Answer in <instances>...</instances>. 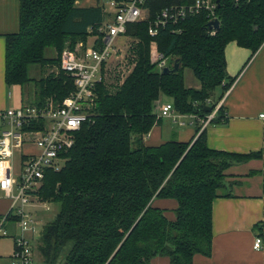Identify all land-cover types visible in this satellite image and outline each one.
I'll return each mask as SVG.
<instances>
[{"label": "trees", "instance_id": "trees-1", "mask_svg": "<svg viewBox=\"0 0 264 264\" xmlns=\"http://www.w3.org/2000/svg\"><path fill=\"white\" fill-rule=\"evenodd\" d=\"M77 1L20 0L19 29L6 36L5 82L23 88L33 83L30 105L61 102L74 89L59 57L45 53L51 48L59 55L66 45L73 48L98 33L102 9ZM195 1L146 0L148 18L127 25V36L136 39L134 67L122 81L97 85L91 122L77 133L64 166L45 173L39 194L59 210L40 233L42 264H150L157 256L192 264L196 254L211 255L212 206L225 171L262 152L211 149L200 127L189 142L148 145L144 138L160 120L156 105L162 95L180 114L205 117L215 109L235 81L227 74V44L235 41L255 54L264 43V0H211L217 29L206 10L168 22L155 37L157 48L168 67L176 61L180 66L163 74L151 61L149 22L164 8ZM33 66L58 70L36 78ZM185 68L199 88L186 86ZM218 90L217 102L208 104ZM217 114L213 121L227 120L221 107ZM155 200L176 205L162 208ZM256 230L264 242V225Z\"/></svg>", "mask_w": 264, "mask_h": 264}, {"label": "built area", "instance_id": "built-area-1", "mask_svg": "<svg viewBox=\"0 0 264 264\" xmlns=\"http://www.w3.org/2000/svg\"><path fill=\"white\" fill-rule=\"evenodd\" d=\"M145 2L109 0L110 17L98 28L97 34L91 35L92 40L79 42L74 49H64L60 68L72 79L74 89L61 102L49 99L42 107L23 104L0 112V120L6 124L0 134V192L10 200L9 210L0 216V241L13 240L9 264H35L32 241L39 222L29 208L35 206L34 202L49 208L48 201L43 202L39 194L45 173L64 166L77 133L91 122L97 85L107 82L108 64L122 50L118 40L127 36V25L148 18ZM215 6L211 0L171 6L149 22L151 61L159 71L168 62L157 48L155 37L159 30L168 22H177L201 10H206L212 21L216 18ZM158 110V117L175 118L172 103L162 104ZM217 110L216 106L206 115L205 124L216 117ZM260 118L264 120V113ZM24 147L30 151L24 152ZM17 153L19 160L15 162ZM254 248H264L260 236L255 238Z\"/></svg>", "mask_w": 264, "mask_h": 264}, {"label": "crops", "instance_id": "crops-1", "mask_svg": "<svg viewBox=\"0 0 264 264\" xmlns=\"http://www.w3.org/2000/svg\"><path fill=\"white\" fill-rule=\"evenodd\" d=\"M88 2L79 0L77 5L100 7L103 23L106 22L110 17L109 4L106 6L101 0ZM19 16L20 0H0V112L27 104L24 88L9 86L5 82L6 36L18 31ZM89 39L92 40L91 35ZM225 59L227 74L235 81L217 103V108H222L227 120L215 122L212 119L205 124L206 116L176 111L175 118L160 117L144 141L148 145L167 141L189 142L197 137V128L200 127V132L206 131L207 145L211 149L239 154L262 152L261 158L233 164L225 171L224 186L219 189V196L212 206V253L210 256L196 254L192 264H264V248H254L255 238L259 236L256 226L264 225V120L260 118L264 113V43L252 54L251 50L235 41L229 42L225 48ZM187 87L199 88L200 84L192 81ZM216 93L220 95V90ZM167 103H172V99L162 95L156 105L157 113L160 105ZM5 128L6 124L0 120V134ZM155 204L170 209L176 205L172 200H155ZM9 206L10 203L0 216L9 210ZM9 239L10 251L3 255L0 253L8 263L13 251V240ZM3 240L0 241V252H3ZM150 264L171 263L167 257L157 256Z\"/></svg>", "mask_w": 264, "mask_h": 264}, {"label": "rangeland", "instance_id": "rangeland-1", "mask_svg": "<svg viewBox=\"0 0 264 264\" xmlns=\"http://www.w3.org/2000/svg\"><path fill=\"white\" fill-rule=\"evenodd\" d=\"M96 0H89V4L91 3H95ZM102 3H104L107 6V3L109 2V0H101ZM136 40V39H135ZM134 40V38H132L131 36H126L124 38H121L118 40V47L122 50L119 51V54L114 57L108 64V79H107V83H109V81L112 82H117L119 78L120 81H122L123 78H125L126 75H128L130 73V71L132 70V68L134 67L135 64V60H136V54H135V44L136 41ZM89 42L91 41V39L88 40ZM79 43V42H78ZM75 44V46L71 49L76 48L77 44ZM66 48H70L68 45H66L64 47V49ZM64 49L61 51V53L58 55L57 52H55V50L49 48L46 50L45 55L47 57H59L62 54V52L64 51ZM57 68L56 66L52 69L48 66L46 67H31L30 70V74L32 76L35 75L36 78H40V77H44L47 76V74H50L51 72L55 71L57 72ZM184 77H185V82L186 85H191V82H197V79L195 78V76L193 75L192 71L189 68H185L184 69ZM25 91V102L27 104L33 102L34 98H35V86L33 83L28 84L27 86H25L24 88ZM218 94L214 93L213 98L211 99L212 101H209V104H213L217 102V98H218ZM25 148V147H24ZM30 148H25L24 152H29ZM19 160V153L16 154L15 156V162H18ZM46 200H43V202ZM10 201L8 199H6V197H4L3 193L0 192V212H2L4 209H6L9 205ZM35 206H31L29 209L34 213V216L36 218V220L39 222L38 225L36 226V233L34 236V239L32 241V247L34 250V261L35 264H42L43 262V258L38 250V246L40 244V233L42 230V227L47 224L49 221H52L54 219V217L56 216L58 210H59V205L56 203H51L48 201L47 205H48V209H44L42 207L41 203H36L34 202ZM1 250L3 252L2 255L5 253H8L11 249V240L8 238L6 240H3L2 246H1ZM0 264H9L7 259L5 257H0Z\"/></svg>", "mask_w": 264, "mask_h": 264}, {"label": "water", "instance_id": "water-1", "mask_svg": "<svg viewBox=\"0 0 264 264\" xmlns=\"http://www.w3.org/2000/svg\"><path fill=\"white\" fill-rule=\"evenodd\" d=\"M209 25H210L211 28H215V29H217V28H219L220 22H219L218 19H214V20L210 21ZM179 66H180L179 62L176 61V62L174 63V66H173L172 68H170V67H164V68L162 69V73H163V74H169V73L176 72V71H178ZM206 110H207L208 112H210V111H211V108L208 107Z\"/></svg>", "mask_w": 264, "mask_h": 264}]
</instances>
